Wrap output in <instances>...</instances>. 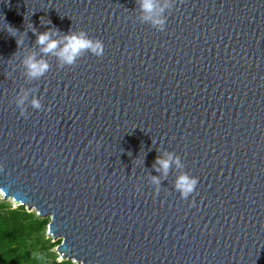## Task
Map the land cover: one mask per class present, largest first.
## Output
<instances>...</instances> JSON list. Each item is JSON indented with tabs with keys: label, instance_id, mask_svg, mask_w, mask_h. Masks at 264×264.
Returning a JSON list of instances; mask_svg holds the SVG:
<instances>
[{
	"label": "water",
	"instance_id": "95a60500",
	"mask_svg": "<svg viewBox=\"0 0 264 264\" xmlns=\"http://www.w3.org/2000/svg\"><path fill=\"white\" fill-rule=\"evenodd\" d=\"M169 2L160 32L137 0H0V197L50 215L63 260L264 264V0ZM49 28L104 55L48 56L28 80L32 31ZM22 89L43 110L21 117ZM169 152L184 167L165 177ZM183 172L198 179L187 200Z\"/></svg>",
	"mask_w": 264,
	"mask_h": 264
},
{
	"label": "clouds",
	"instance_id": "9594fccd",
	"mask_svg": "<svg viewBox=\"0 0 264 264\" xmlns=\"http://www.w3.org/2000/svg\"><path fill=\"white\" fill-rule=\"evenodd\" d=\"M141 15L138 21L142 24H149L157 31H164L166 26V18L164 12L170 9L172 4L169 0H165L163 5L159 0H137ZM35 35V48L39 49V53L35 50L28 51L21 60V65L24 68V75L28 80H40L50 70L52 65L45 57L54 56L57 60V67L63 69L65 67H74L79 59L86 54H91L96 57L104 55V43L99 38L89 36L86 31H72L61 35V32L55 28H49L46 31H32ZM17 46L20 47L21 42L17 41ZM31 97V98H30ZM13 103L19 111L21 117L27 118L28 107L33 110H43L41 100L35 95H32V90H21L17 94ZM167 158L158 156L153 165L156 172L167 176L170 168L175 165L177 169L183 168L181 158L175 153H166ZM158 166V167H157ZM153 185L159 186L161 180L157 176L151 177ZM198 179L189 176L183 172L177 178L174 189L180 194V197L187 200L196 190ZM158 190V188H157Z\"/></svg>",
	"mask_w": 264,
	"mask_h": 264
},
{
	"label": "trees",
	"instance_id": "16d2710c",
	"mask_svg": "<svg viewBox=\"0 0 264 264\" xmlns=\"http://www.w3.org/2000/svg\"><path fill=\"white\" fill-rule=\"evenodd\" d=\"M45 222L32 220L23 207L9 210L0 204V264H75L55 261L50 252L53 245L38 237Z\"/></svg>",
	"mask_w": 264,
	"mask_h": 264
},
{
	"label": "rangeland",
	"instance_id": "374dc122",
	"mask_svg": "<svg viewBox=\"0 0 264 264\" xmlns=\"http://www.w3.org/2000/svg\"><path fill=\"white\" fill-rule=\"evenodd\" d=\"M0 204L1 205H4V207L8 208L9 210L17 209L18 208V206L17 207L14 206L12 203H9L6 200H3L1 197H0ZM23 209H24V212L28 213L29 215H32V220H34V221H43V220H45L46 221L45 224H44L43 229L38 234V237H42L43 241L47 242L48 245H53L52 248H51V250H50V252L51 253H54L56 255V259H55L56 262H60L61 260H63L56 253V248H57L56 243H59L61 238L58 237L57 239H54L51 235H49L47 233V230H48V227L47 226L49 225V223L51 221V216L50 215H45L43 217H40V216H38L37 211L34 208H29L27 210L26 209V206H23ZM33 239H34V237H33Z\"/></svg>",
	"mask_w": 264,
	"mask_h": 264
}]
</instances>
